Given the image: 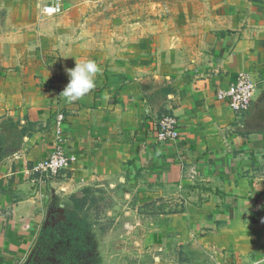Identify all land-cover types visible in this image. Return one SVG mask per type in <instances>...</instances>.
Returning a JSON list of instances; mask_svg holds the SVG:
<instances>
[{
	"label": "crops",
	"instance_id": "obj_1",
	"mask_svg": "<svg viewBox=\"0 0 264 264\" xmlns=\"http://www.w3.org/2000/svg\"><path fill=\"white\" fill-rule=\"evenodd\" d=\"M41 4L0 0V123L28 130L0 152V264H29L42 229L112 180L136 186L139 204L167 190L179 196L169 201L177 210L153 215L147 236L164 264H264V0H233L221 26L213 12L199 40L208 60L166 72L153 69L150 40L113 46L72 33L62 42L69 26L42 18ZM83 30L91 35V23ZM85 59L100 68L96 87L69 103L59 95L65 69ZM240 72L254 75L257 90L250 113L236 116L216 93ZM58 111L76 160L33 183L24 169L53 150ZM163 113L176 118L177 140L156 141Z\"/></svg>",
	"mask_w": 264,
	"mask_h": 264
},
{
	"label": "rangeland",
	"instance_id": "obj_2",
	"mask_svg": "<svg viewBox=\"0 0 264 264\" xmlns=\"http://www.w3.org/2000/svg\"><path fill=\"white\" fill-rule=\"evenodd\" d=\"M44 1L48 3L54 0H43V3ZM62 2L64 5L62 13L48 17H43L40 13L42 18H59L60 26H69V31L62 32V42L66 43L68 37H71L67 34L72 33L74 38L92 37L113 46L140 44L150 40L149 44L155 45L153 69L166 72L172 64L173 69H182L192 64L198 66L208 60L210 47L209 45L201 47L199 40L208 39L206 24L216 16V13L212 16L216 10L221 26V21L226 17L221 8L230 5L233 0H71V2L62 0ZM66 3L73 6L69 8V5L65 6ZM85 22L91 23L93 29L89 31L91 35L83 30ZM59 48L65 50V47ZM59 48L56 49L57 52ZM26 131L28 132L25 128H19L13 119L1 122L0 152L18 147L20 137L27 133ZM110 184L112 185L104 183L90 192L87 191L84 198L86 200L76 208V213L80 216L85 214L91 223L90 236L95 246L88 255L104 264H164L169 258L159 255L148 243L147 236L157 225L152 224L155 213L166 208L178 209L169 202L179 197L173 194L175 190L164 192V197L160 201L139 204V191L132 183L112 180ZM66 209L70 210L67 207ZM66 216L67 212L63 214L62 219H57L52 225L63 221ZM42 247V242L37 241L29 257V264H42L41 260L44 259L38 256Z\"/></svg>",
	"mask_w": 264,
	"mask_h": 264
},
{
	"label": "built area",
	"instance_id": "obj_3",
	"mask_svg": "<svg viewBox=\"0 0 264 264\" xmlns=\"http://www.w3.org/2000/svg\"><path fill=\"white\" fill-rule=\"evenodd\" d=\"M62 0L43 4L40 13L43 17L62 13ZM257 90V80L252 73L240 72L226 91H218L216 98L225 100L236 116L249 114ZM66 115L58 111L53 120L54 147L42 159L24 169L26 176L33 183H41L44 178L56 177L69 169L76 160L70 152L68 138L64 136L63 126ZM154 137L158 142L177 140L179 137L178 124L174 115L163 113L155 121ZM32 176V177H31Z\"/></svg>",
	"mask_w": 264,
	"mask_h": 264
},
{
	"label": "trees",
	"instance_id": "obj_4",
	"mask_svg": "<svg viewBox=\"0 0 264 264\" xmlns=\"http://www.w3.org/2000/svg\"><path fill=\"white\" fill-rule=\"evenodd\" d=\"M91 223L84 215L67 212L63 221L42 229L38 238L42 242L39 258L42 264H96L88 252L95 246ZM43 239V241H42ZM92 242V243H91Z\"/></svg>",
	"mask_w": 264,
	"mask_h": 264
},
{
	"label": "clouds",
	"instance_id": "obj_5",
	"mask_svg": "<svg viewBox=\"0 0 264 264\" xmlns=\"http://www.w3.org/2000/svg\"><path fill=\"white\" fill-rule=\"evenodd\" d=\"M69 82L59 94L69 103L85 97L96 87L95 78L100 72L97 63L91 59L76 61L74 68L65 69ZM108 97L105 96V99Z\"/></svg>",
	"mask_w": 264,
	"mask_h": 264
},
{
	"label": "water",
	"instance_id": "obj_6",
	"mask_svg": "<svg viewBox=\"0 0 264 264\" xmlns=\"http://www.w3.org/2000/svg\"><path fill=\"white\" fill-rule=\"evenodd\" d=\"M261 115H262V112H261ZM261 117V116H260ZM54 222H52L51 224H49V225H52Z\"/></svg>",
	"mask_w": 264,
	"mask_h": 264
}]
</instances>
